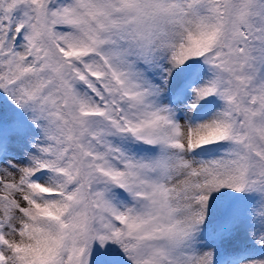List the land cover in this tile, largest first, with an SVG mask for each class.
Listing matches in <instances>:
<instances>
[{
  "label": "snow or ice",
  "instance_id": "snow-or-ice-1",
  "mask_svg": "<svg viewBox=\"0 0 264 264\" xmlns=\"http://www.w3.org/2000/svg\"><path fill=\"white\" fill-rule=\"evenodd\" d=\"M0 264H264V0H0Z\"/></svg>",
  "mask_w": 264,
  "mask_h": 264
}]
</instances>
